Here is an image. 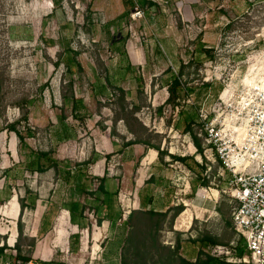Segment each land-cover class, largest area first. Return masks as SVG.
I'll list each match as a JSON object with an SVG mask.
<instances>
[{
    "label": "rangeland",
    "instance_id": "obj_1",
    "mask_svg": "<svg viewBox=\"0 0 264 264\" xmlns=\"http://www.w3.org/2000/svg\"><path fill=\"white\" fill-rule=\"evenodd\" d=\"M200 45L210 52L199 51ZM181 65L182 81L194 90L181 94L174 107L164 102L166 85ZM263 74L264 0H0V187L6 181L12 186L2 196H20L27 186L47 195L56 175L95 152L112 153L107 172L121 177L114 149L128 139L200 159L183 131L182 115L197 114L193 130L200 134L204 114L224 120L227 100ZM10 123L23 142L6 129ZM202 137V162L214 176L202 186L181 163L165 157L174 166L167 176L177 191L174 205L183 203L189 214L182 211L172 223L157 224L153 217L139 225L140 242L126 251L132 264H167L171 258L176 264L198 249L202 257H215L216 264L222 255L234 257L238 236L231 222L236 205L231 174H219L218 160L206 159ZM31 151L48 152L57 166L26 170ZM7 169L16 175L4 177ZM128 177L127 186L133 185V174ZM128 197L122 193L120 200ZM29 211L21 212L27 226L19 247L25 254L31 242ZM16 219L1 215L0 244L12 235L17 240ZM203 235L224 244L190 240Z\"/></svg>",
    "mask_w": 264,
    "mask_h": 264
},
{
    "label": "crops",
    "instance_id": "obj_2",
    "mask_svg": "<svg viewBox=\"0 0 264 264\" xmlns=\"http://www.w3.org/2000/svg\"><path fill=\"white\" fill-rule=\"evenodd\" d=\"M114 150L118 151L115 154L116 162L121 165L123 173L121 177L106 173L107 177L104 182L106 192L97 191L92 196L86 195L83 190L95 191L98 182L93 181L86 184L78 181L65 182L59 175H56L53 186L47 189V195L31 186L28 187L30 192L26 193L25 189L23 190L20 197L25 196L26 199L35 197L33 208H24V210H30L27 234L34 239V244L28 245L29 260L42 261L43 264H121L122 248L128 232L127 217L130 210L140 209L142 205L145 209L165 211L175 204L174 193L176 194L177 191L173 192L167 180L168 173L173 171L171 168L174 167L173 163L163 164L157 158V151L144 143L123 145V147L116 144ZM93 156L97 159L92 163L88 173L95 177H102L105 170H108L109 163L98 152H95ZM165 160L168 159L165 158ZM129 174H133V185L127 186L131 179L128 177ZM151 175L153 181L145 183ZM124 182L127 183L123 185ZM9 184V181H6L3 184L4 187H0V200L3 201L0 202V217L3 215L14 220L18 219L20 214L19 196L13 195L8 198L9 193L6 197L2 196L4 190L10 191L12 188ZM116 191L118 200L109 205ZM213 191L214 194L217 193L216 189ZM183 192L185 194L187 192L186 185ZM122 193L125 197L129 196L128 201L120 200ZM149 197H151V202L148 203ZM73 200H79L87 205L84 211L85 218L77 219L78 224L70 220L69 211L65 208ZM6 204L8 205L5 211ZM185 211L188 212L184 209L183 212ZM96 218L101 219L100 224L96 223ZM22 222L26 227V220ZM71 234H78V238L76 236L70 238ZM15 236L12 235L11 241L6 243L7 247L4 249V256L1 260L11 259L15 252ZM191 253L192 250L187 254L191 255Z\"/></svg>",
    "mask_w": 264,
    "mask_h": 264
},
{
    "label": "built area",
    "instance_id": "obj_3",
    "mask_svg": "<svg viewBox=\"0 0 264 264\" xmlns=\"http://www.w3.org/2000/svg\"><path fill=\"white\" fill-rule=\"evenodd\" d=\"M229 100L224 105L227 111L224 120L218 122L207 114L202 116L201 131L207 144L203 154L211 162H220L222 172L219 174L225 171L231 174L228 181L230 196L236 203L231 222L245 245V251L241 257L229 261L264 264V77ZM198 157L197 160L202 162L201 154ZM0 264L43 262L0 259Z\"/></svg>",
    "mask_w": 264,
    "mask_h": 264
},
{
    "label": "trees",
    "instance_id": "obj_4",
    "mask_svg": "<svg viewBox=\"0 0 264 264\" xmlns=\"http://www.w3.org/2000/svg\"><path fill=\"white\" fill-rule=\"evenodd\" d=\"M53 2L55 4L59 3V0H53ZM204 45H200L199 47V51H204V52H210L209 50H207L206 48L203 47ZM182 75H183V66H179L178 71H176L169 83H167L166 87H167V91H168V96L166 97L165 101L166 103H172V105L175 107L178 105L177 103V99H179L181 94H190L192 92V90H194L192 87H186L185 83L182 81ZM72 96V95H71ZM74 102L76 101V98H74ZM158 109H160V107H158ZM183 114V111H179ZM197 114H195L192 111H187L184 113V115H182V120H183V131L187 132L190 135L191 141L193 143V145L196 148V151L198 152V154H201L202 156V152H203V146L201 144V136H203V133L201 132L196 133L195 130H193V125L195 122ZM7 130H11L13 132H15V134L17 135L18 139L20 142H23L24 137L21 134V132L15 127L14 123H10L9 125L6 126ZM203 138V137H202ZM135 143H144L146 144L148 147L150 148H154L157 151V158L159 161H161L163 164H167L169 162H167L165 160V157L168 156L170 158V161L174 162V161H178L180 162L185 168H187L190 172H192L194 174V176L197 178V180L199 181V183L202 186H207L210 182V176L213 175L215 172H210L207 170V161L205 162H199L195 159V157H193L192 155H178L175 153H170L168 150L160 147L159 145H155V144H149L146 141H143L140 138H135V139H128L127 141H125L123 143L124 146H128L131 144H135ZM207 146V144H206ZM112 153H106L103 155V157L105 158V160L107 161L110 157H111ZM44 158V162H48V164H46L45 166H41L42 162L41 160ZM97 159V157H91L82 161H78L75 163V165L73 166L74 168H69L66 167L65 169H63L61 176L63 177L65 182H79L81 184H86L88 182H93L96 181L98 182V185L95 189V191L93 190H87V189H82L83 192L86 195H90L92 196L93 194H95V192L99 191V192H106L104 189V182L106 180V173L107 171L105 170V174L102 177H95L93 175H90L88 173V164H92L95 162V160ZM219 165L220 162L218 161ZM57 161L48 157V152H44V151H31L28 154V161L26 162V170L30 171V172H34V171H46L49 168H55L57 165ZM136 169V167H135ZM134 169V171H135ZM12 169H7L6 170V176L7 177H14L17 173L11 171ZM153 181V176L151 175L147 181H145V183H150ZM194 185V184H193ZM190 185L192 191L194 192L196 189L194 188L196 185ZM218 189V187H216ZM25 192L28 193L30 192L28 186L25 187ZM115 197H112L110 200V204L113 201H117L118 200V193L117 191L115 192ZM34 198L35 197H31V198H27L25 196H19L18 197V202L20 205V214L19 217L17 219L16 225H17V230H18V237L17 240L15 242V252L12 254L11 260L15 261V260H23V261H27L30 259V255L29 254H25L22 252V250L19 247V239L20 236L23 234V222L21 220V212L24 210L25 207L27 208H33V202H34ZM103 202V200H101ZM0 202L2 203L3 201L0 200ZM147 202H151V197H149L147 199ZM106 204V203H105ZM184 204L183 203H179L176 205H172L169 208H167L165 211H157V210H152V209H145L144 206L141 205L142 208L140 209H131L128 217H127V225H128V232L123 244V248H122V254H121V264H132L129 259H128V255L126 254V251L128 250L129 246L136 243L140 242V238H139V234L142 232L141 227L139 225H145L147 222L145 221L146 219H152L153 217H156V219H153L152 221L159 222V220L161 221H169V223H172L173 219L180 214L183 210H184ZM65 208L69 211V215H70V220L73 223L78 224V222H76L77 219H83L85 218L84 215V211L87 208V205L79 200H73L71 201L69 204H67L65 206ZM101 219L100 218H96V223L100 224ZM158 226V225H157ZM73 236H76L78 238V234L75 235H70V238H72ZM192 243L195 242H201V243H205V244H224L222 242H220L216 237L213 236H209V235H203L202 237L199 238H192L190 239ZM241 238L238 237V242H237V246L238 249L236 250L234 248V257H241L245 251V245L241 246ZM34 244V239H31V242L29 243L30 246H32ZM226 244V243H225ZM179 243L177 244V247H179ZM7 247V244L5 241H3L2 244H0V259H2V257L4 256V249ZM137 251V248L135 249ZM138 253H140V251H137ZM203 251L201 249L196 250V252L193 250L191 255H186V256H180L179 257V261L176 264H216V258L207 254H205V257H202ZM172 260V258H171ZM170 259H168V263L167 264H172V261ZM174 264V263H173ZM219 264H242V263H233L231 261H229L228 259H226L223 255L220 257V261Z\"/></svg>",
    "mask_w": 264,
    "mask_h": 264
},
{
    "label": "bare ground",
    "instance_id": "obj_5",
    "mask_svg": "<svg viewBox=\"0 0 264 264\" xmlns=\"http://www.w3.org/2000/svg\"><path fill=\"white\" fill-rule=\"evenodd\" d=\"M264 77V74L262 75V77L261 78H258V79H256L255 81H253L252 83H250L249 85H251V84H253L254 82H256L257 80H262V78ZM248 84H246L245 86H249Z\"/></svg>",
    "mask_w": 264,
    "mask_h": 264
}]
</instances>
